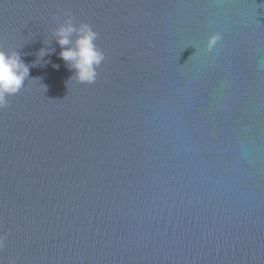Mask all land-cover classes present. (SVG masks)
I'll return each mask as SVG.
<instances>
[{"label": "clouds", "instance_id": "obj_1", "mask_svg": "<svg viewBox=\"0 0 264 264\" xmlns=\"http://www.w3.org/2000/svg\"><path fill=\"white\" fill-rule=\"evenodd\" d=\"M66 17L53 31V36L61 46L60 56L75 73L71 79L82 84H92L98 76V68L105 59L104 51L97 45L98 32L89 22H74V16L64 10ZM75 36V39H73ZM222 39L220 32H213L207 40V49L211 50ZM51 50L41 48L39 56L43 57ZM29 79V65L13 49L7 50L0 44V109L10 105L9 97L18 94ZM46 90V89H45ZM5 247V237L0 236V249ZM9 264H16L14 259Z\"/></svg>", "mask_w": 264, "mask_h": 264}]
</instances>
